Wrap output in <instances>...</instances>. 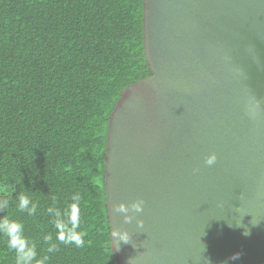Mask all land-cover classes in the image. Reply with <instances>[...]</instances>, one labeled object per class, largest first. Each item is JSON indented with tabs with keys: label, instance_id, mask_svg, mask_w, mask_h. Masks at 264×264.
Segmentation results:
<instances>
[{
	"label": "water",
	"instance_id": "obj_1",
	"mask_svg": "<svg viewBox=\"0 0 264 264\" xmlns=\"http://www.w3.org/2000/svg\"><path fill=\"white\" fill-rule=\"evenodd\" d=\"M142 10L148 76L121 92L104 152L115 262L264 264V0ZM137 200L130 223L111 210Z\"/></svg>",
	"mask_w": 264,
	"mask_h": 264
},
{
	"label": "trees",
	"instance_id": "obj_2",
	"mask_svg": "<svg viewBox=\"0 0 264 264\" xmlns=\"http://www.w3.org/2000/svg\"><path fill=\"white\" fill-rule=\"evenodd\" d=\"M143 0H0V199L47 264H116L105 207L110 114L126 87L148 76ZM79 193L85 246L56 241L49 207ZM37 204L18 210V197ZM53 236L59 251L46 252ZM0 264L16 254L0 235Z\"/></svg>",
	"mask_w": 264,
	"mask_h": 264
},
{
	"label": "clouds",
	"instance_id": "obj_3",
	"mask_svg": "<svg viewBox=\"0 0 264 264\" xmlns=\"http://www.w3.org/2000/svg\"><path fill=\"white\" fill-rule=\"evenodd\" d=\"M217 160L215 154L209 155L205 163L208 166H212ZM73 203H71L67 209L63 212L55 207H49L48 213L53 217L52 224L56 230V241L64 245H75L77 248L85 246L84 237L87 235L85 232L80 231L81 217H80V203L82 197L79 193L74 194L71 197ZM10 201L8 199H0V212L6 213ZM143 200H137L132 204L126 206L121 203L112 206V211L115 213H128L131 212L132 216L125 215L124 223H130L133 218L139 213L143 212ZM18 210L26 212L28 216L35 215L37 211V204L32 202L31 198L27 195H20L18 197ZM137 227H143V221L137 220ZM0 235L7 237V246L13 250L16 254V264H47L49 255L45 254L39 256L35 243L31 242L24 233V225L16 220H11L5 214L0 217ZM245 236L250 235V232L246 231ZM112 237H117L119 243L123 242L127 244L130 236L126 231L113 230ZM44 243L47 245L46 252L48 254H55L59 251L58 243L53 241V236L47 234L43 237ZM240 253L234 254L231 259H238Z\"/></svg>",
	"mask_w": 264,
	"mask_h": 264
},
{
	"label": "rangeland",
	"instance_id": "obj_4",
	"mask_svg": "<svg viewBox=\"0 0 264 264\" xmlns=\"http://www.w3.org/2000/svg\"><path fill=\"white\" fill-rule=\"evenodd\" d=\"M8 191L9 190L7 188L0 186V194H6V193H8Z\"/></svg>",
	"mask_w": 264,
	"mask_h": 264
}]
</instances>
